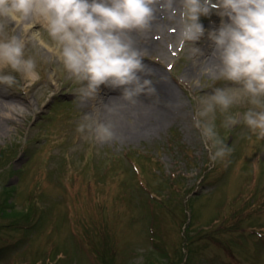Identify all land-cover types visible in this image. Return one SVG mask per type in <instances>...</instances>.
I'll list each match as a JSON object with an SVG mask.
<instances>
[{
  "label": "rangeland",
  "instance_id": "rangeland-1",
  "mask_svg": "<svg viewBox=\"0 0 264 264\" xmlns=\"http://www.w3.org/2000/svg\"><path fill=\"white\" fill-rule=\"evenodd\" d=\"M200 22L199 58H173L170 31L139 41L158 40L144 62L183 106L149 133L129 137L121 128L107 143L77 131L102 101H78L80 85L54 42L41 25L32 28L41 33L26 48L36 77L26 86L4 68L18 83L0 85V99L13 101L0 107V264H264V138L242 122L225 129L217 109V131L233 151L212 163L192 126L195 98L236 87L203 71L214 50L203 48L208 33L222 19L213 10ZM6 23L10 35L23 34L21 22ZM250 107L241 96L229 113Z\"/></svg>",
  "mask_w": 264,
  "mask_h": 264
},
{
  "label": "clouds",
  "instance_id": "clouds-1",
  "mask_svg": "<svg viewBox=\"0 0 264 264\" xmlns=\"http://www.w3.org/2000/svg\"><path fill=\"white\" fill-rule=\"evenodd\" d=\"M213 10L222 23L208 33L214 63L203 71L236 87H217L195 98L192 126L210 161H224L233 149L217 131V109L224 114L225 129L242 122L264 138V0H0V85L12 88L18 83L4 68L19 74L26 86L36 77V60L26 55V48L40 37L41 33L32 31L39 24L54 42L64 69L80 85L75 92L81 104L97 101L101 85L122 89L116 99L125 104L100 100L77 126L79 133L101 143L114 141L117 125L110 117L128 105L142 103L141 94L155 97L153 104L160 103L154 80L146 78L157 73L144 62L148 50L139 46L137 37L144 40L155 34L159 39L170 31L174 38L168 47L173 58L179 59V54L202 57V49L196 47L206 31L200 18ZM158 13L167 23H157ZM9 20L21 22L22 35L8 33ZM166 79L159 77V81ZM241 96L252 107L242 116L230 114ZM166 106L179 109L183 101H169Z\"/></svg>",
  "mask_w": 264,
  "mask_h": 264
},
{
  "label": "bare ground",
  "instance_id": "bare-ground-1",
  "mask_svg": "<svg viewBox=\"0 0 264 264\" xmlns=\"http://www.w3.org/2000/svg\"><path fill=\"white\" fill-rule=\"evenodd\" d=\"M159 16L160 14L158 13L157 23H160ZM161 24H164V23H161ZM166 33H167L166 31L163 33L165 34L164 37H167L168 33L167 34ZM150 35H154L153 38L157 39L155 34H150ZM137 39L138 41L141 40L139 37H137ZM149 43H153L154 45H157L158 40L156 41L149 40L148 45L145 43H139V46L142 48L148 49V48H151V46H149ZM211 44H212V41L209 39V41L204 45L203 48H205L206 50L211 49L210 47ZM212 63H214V61L211 59L208 62L203 61L202 65H204V68H207ZM194 66L196 65L194 64ZM197 69L198 68L192 67L190 69H187L186 73H188V76L193 77V75L196 74ZM150 79H152V77H150ZM168 84H170L168 81H161L160 83L155 84V87L157 89V92L160 98L159 104L152 103L155 97L150 98L144 94H141V96L138 99L142 103H138L136 106L128 105L127 107L120 110L119 115L110 117V119H112L117 125V133H119L125 128L124 129L125 131L123 130L121 134L129 135V137H136L138 135L140 136V134L143 135L145 133H149L152 129L157 128V126L163 125L165 121L168 120V116H169L168 112L170 111V108L167 107L166 104L169 101H172L174 103V99H172L171 91L168 89L169 88ZM121 95H122V89L113 90V89L108 88L105 85L100 86L99 100H102L104 103L111 102L113 105L125 104L126 102L120 99H116V98H119ZM12 105H13L12 100L0 99L1 108L10 107ZM131 116L135 120L134 124L131 122V118H132ZM128 119H130V121ZM155 119L157 120V122L154 124ZM140 122L142 123L137 127L136 124ZM0 124H1V121H0ZM130 124H132V126ZM121 128L123 129L121 130Z\"/></svg>",
  "mask_w": 264,
  "mask_h": 264
}]
</instances>
